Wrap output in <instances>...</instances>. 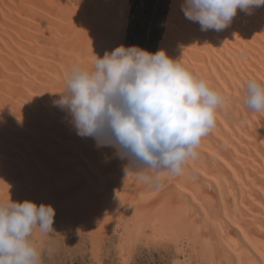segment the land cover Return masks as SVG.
Instances as JSON below:
<instances>
[{
    "label": "bare ground",
    "instance_id": "bare-ground-1",
    "mask_svg": "<svg viewBox=\"0 0 264 264\" xmlns=\"http://www.w3.org/2000/svg\"><path fill=\"white\" fill-rule=\"evenodd\" d=\"M182 3L161 48L224 103L196 158L150 182L154 172L78 135L54 103L73 65L91 70L101 57L93 31L126 33L127 1L0 0V199L51 204L63 235L80 223L96 240L121 229L122 250L143 234L173 242L181 264H264V112L245 103L247 81L264 83V5L216 31L186 19Z\"/></svg>",
    "mask_w": 264,
    "mask_h": 264
},
{
    "label": "clouds",
    "instance_id": "clouds-1",
    "mask_svg": "<svg viewBox=\"0 0 264 264\" xmlns=\"http://www.w3.org/2000/svg\"><path fill=\"white\" fill-rule=\"evenodd\" d=\"M261 5L264 0H183L181 10L201 30L220 31L238 9ZM95 56L91 70L73 65L66 91L54 103L71 113L78 135L112 145L121 158L155 173L144 179L180 174L215 127L223 95L163 48L121 44ZM246 87V105L264 112V83L253 78ZM54 216L51 204L0 199V264H42L31 237L37 227L51 232Z\"/></svg>",
    "mask_w": 264,
    "mask_h": 264
},
{
    "label": "rangeland",
    "instance_id": "rangeland-1",
    "mask_svg": "<svg viewBox=\"0 0 264 264\" xmlns=\"http://www.w3.org/2000/svg\"><path fill=\"white\" fill-rule=\"evenodd\" d=\"M126 1L130 10L126 16L127 28L125 34L122 32L119 34L120 36L115 35L111 38L112 34L103 28H98V30L92 32L93 38L91 37V40L97 39V37L102 35L103 47L101 52L103 51V53H101V57H103L106 51H111L118 45L124 44L128 46L127 29L131 21L130 11L132 3L131 0ZM173 1L174 0L169 1L168 12L164 20L163 31L161 39L157 44V49L161 48L162 41H164L165 36L168 33V19L173 8ZM109 37L114 43L110 41L111 39ZM104 38L107 40V43ZM170 49L173 50V47ZM98 52H100V50ZM55 214L53 230L49 233H43L41 236H38L35 241L36 246L41 251L42 264H181V259L179 258L180 255H178L177 252L180 248H178L173 242H167V239H164V241L160 238H154L153 240L150 239L149 242L146 236L140 234L137 239L135 237L133 240V244H135L134 247L131 246L129 247L130 249L127 247L122 250L118 245L121 229L120 232L119 230L115 232L113 229L107 228L105 232H102L96 237V240L95 237L93 238L91 236L87 229H84L83 231V228L85 227L80 223L77 225L78 227L73 226L67 232L68 234L65 233V237V235H63L64 230L62 229L60 221L61 216L57 212H55ZM78 222H80L79 219ZM95 247L96 249H93Z\"/></svg>",
    "mask_w": 264,
    "mask_h": 264
},
{
    "label": "trees",
    "instance_id": "trees-1",
    "mask_svg": "<svg viewBox=\"0 0 264 264\" xmlns=\"http://www.w3.org/2000/svg\"><path fill=\"white\" fill-rule=\"evenodd\" d=\"M170 0H131L127 44L156 51Z\"/></svg>",
    "mask_w": 264,
    "mask_h": 264
}]
</instances>
